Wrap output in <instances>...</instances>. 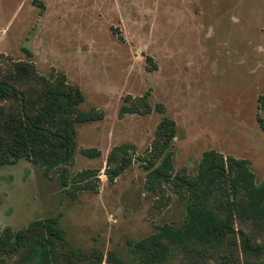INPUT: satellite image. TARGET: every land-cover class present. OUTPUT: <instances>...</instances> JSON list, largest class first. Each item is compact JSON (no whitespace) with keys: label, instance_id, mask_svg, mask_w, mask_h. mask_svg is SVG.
<instances>
[{"label":"rangeland","instance_id":"rangeland-1","mask_svg":"<svg viewBox=\"0 0 264 264\" xmlns=\"http://www.w3.org/2000/svg\"><path fill=\"white\" fill-rule=\"evenodd\" d=\"M12 61H32L44 75L64 72L85 96L81 107L105 114L77 125L67 186L59 171L47 176L25 160L0 167V236L13 243L33 222L55 218L65 236L59 264H115L113 256L137 264L135 241L182 227L179 189L146 167L160 164L151 147L163 117L177 125L173 177L196 176L213 149L247 159L257 184L264 181V0H0V70ZM145 95L151 113L119 117L122 105ZM123 143L136 152L111 182L106 160ZM87 148L101 156H84ZM84 169L98 171L97 191L75 189ZM43 243L39 235L10 250L6 264H40ZM72 252L78 259H68ZM203 261L264 262V219L236 215L228 241L176 246L163 264Z\"/></svg>","mask_w":264,"mask_h":264},{"label":"trees","instance_id":"trees-1","mask_svg":"<svg viewBox=\"0 0 264 264\" xmlns=\"http://www.w3.org/2000/svg\"><path fill=\"white\" fill-rule=\"evenodd\" d=\"M84 101L80 87L69 83L64 72L52 69L49 75H44L32 61L8 63L5 70H0V167L25 160L42 168L47 176L59 171L62 185L67 186L70 181L68 167L74 164L77 150V125L105 117L102 110H84L81 107ZM156 108L164 111L162 104ZM152 110L145 95L122 105L119 117L148 114ZM260 122L264 129L262 119ZM176 133V122L163 117L151 147V152L158 154L160 164L156 166L148 162L146 167L154 179L174 183L179 189L180 198L186 203L185 223L180 228L159 227L152 235L135 241L133 251L137 264H163L176 246L192 243L205 247L220 246L234 233L236 215L264 219V181L257 184L247 159L224 156L212 149L203 153L196 176L173 177V139ZM135 152L136 146L130 143L111 149L106 160L109 181H114L131 165ZM81 153L88 158L101 156V151L96 148L83 149ZM93 178L95 181H90ZM75 179L76 190H98L100 179L95 169H84L76 174ZM56 223L55 218L33 222L16 233V243L9 240L10 235L8 238L0 236V264H6L4 254L39 235L44 240L40 264H59L65 255L58 254L57 244L60 241L65 243V236ZM246 246L250 248L249 241ZM79 255L72 252L67 257L78 259ZM112 258L115 264H127L114 256ZM199 264L209 263L203 261Z\"/></svg>","mask_w":264,"mask_h":264}]
</instances>
